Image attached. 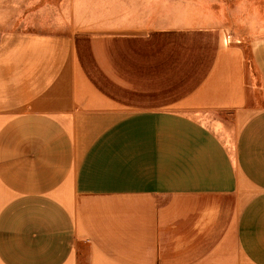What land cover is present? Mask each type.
<instances>
[{"label": "crops", "instance_id": "obj_1", "mask_svg": "<svg viewBox=\"0 0 264 264\" xmlns=\"http://www.w3.org/2000/svg\"><path fill=\"white\" fill-rule=\"evenodd\" d=\"M93 1L0 0V264H264V0Z\"/></svg>", "mask_w": 264, "mask_h": 264}, {"label": "rangeland", "instance_id": "obj_2", "mask_svg": "<svg viewBox=\"0 0 264 264\" xmlns=\"http://www.w3.org/2000/svg\"><path fill=\"white\" fill-rule=\"evenodd\" d=\"M62 3L71 11V23L77 20L76 15L72 17L77 11L100 10L101 8L100 2L96 3L93 0H38L37 8L41 9L45 7V5L60 6ZM17 25H19V23Z\"/></svg>", "mask_w": 264, "mask_h": 264}, {"label": "built area", "instance_id": "obj_3", "mask_svg": "<svg viewBox=\"0 0 264 264\" xmlns=\"http://www.w3.org/2000/svg\"><path fill=\"white\" fill-rule=\"evenodd\" d=\"M225 41H226V43H232V42L240 43L242 40L241 39H234L233 35L231 33H227L225 36Z\"/></svg>", "mask_w": 264, "mask_h": 264}]
</instances>
